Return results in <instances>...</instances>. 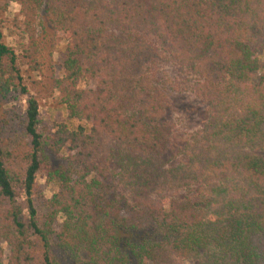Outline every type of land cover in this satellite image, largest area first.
<instances>
[{
    "label": "trees",
    "instance_id": "trees-1",
    "mask_svg": "<svg viewBox=\"0 0 264 264\" xmlns=\"http://www.w3.org/2000/svg\"><path fill=\"white\" fill-rule=\"evenodd\" d=\"M4 1L20 4L33 71L66 35L54 87L90 127L43 125L0 30V264L1 243L8 264H264V0ZM165 52L198 77L209 114L172 167L159 164L174 124L153 72ZM13 93L25 104L5 116ZM111 145L115 174L101 163ZM40 173L58 183L47 200ZM211 177L202 202L160 196Z\"/></svg>",
    "mask_w": 264,
    "mask_h": 264
},
{
    "label": "rangeland",
    "instance_id": "rangeland-1",
    "mask_svg": "<svg viewBox=\"0 0 264 264\" xmlns=\"http://www.w3.org/2000/svg\"><path fill=\"white\" fill-rule=\"evenodd\" d=\"M23 15L18 2H10L8 5L4 0H0V30L3 32L4 41L11 46L18 54V63L23 74V83L30 92L36 95L40 103V117L42 123L52 130L59 124H66L71 129L84 126L87 130L89 122L85 120L71 119L67 113V108L61 103L59 93L54 87V80L62 76L60 67V53L67 45L65 34H60L56 42V47L51 51L43 50L41 53L42 66L39 71H33L28 61L23 57L24 51L29 46V38L24 33L21 26ZM160 49V47H159ZM154 82L160 89H163L169 96L167 116L174 124V131L171 140V147L168 154L160 161V165L169 167L183 165L189 157V145L196 133L206 124L209 114L207 104L195 94V87L198 77L180 67L167 53L157 61L153 67ZM94 82L85 79L82 86L85 88L94 87ZM15 94L9 95L4 102L2 113L8 115L12 106L23 107L25 101L23 97L15 100ZM69 151H62L63 155H68ZM122 156L121 150L111 145L103 154L102 165H106L115 174L120 170L119 158ZM221 177H211L208 182L200 185L194 184L184 188L168 187L162 190L160 196L164 199L173 197H187L193 201H204L213 187L221 182ZM38 196L44 200L50 199L58 191V183L47 182L43 173L37 177ZM211 184L213 185L212 187ZM39 212L43 214L46 210L43 201L39 203ZM63 221V217H60ZM3 248L2 264H8L10 248L6 243H1ZM185 264H195V261H185Z\"/></svg>",
    "mask_w": 264,
    "mask_h": 264
}]
</instances>
